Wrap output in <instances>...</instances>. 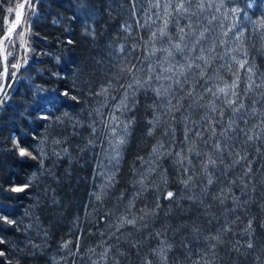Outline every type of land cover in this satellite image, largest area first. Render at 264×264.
I'll return each mask as SVG.
<instances>
[{
	"label": "trees",
	"instance_id": "16d2710c",
	"mask_svg": "<svg viewBox=\"0 0 264 264\" xmlns=\"http://www.w3.org/2000/svg\"><path fill=\"white\" fill-rule=\"evenodd\" d=\"M20 2L6 0L0 16L14 19L7 9ZM156 2L39 0L34 15L27 10L24 30L16 32H24L23 40L15 34L12 44L5 42V52H12L9 77L18 56L27 63L21 59L9 99L0 106V213L15 221H0V264H264V0H204L202 11L199 0L192 4L186 15L195 13V35L186 29L188 48L175 60H195L203 48L209 63L195 60L201 67H193L188 84L175 91L179 98L194 86V95L171 113L150 87L134 84L146 80L149 63L164 56L148 58L151 34L157 32V48L169 46L158 29L170 0H159V9ZM179 2L171 0L173 6ZM231 8L240 12L233 15ZM169 19L175 43L180 34L174 11ZM188 23L179 17L181 27ZM200 32L204 38L190 52ZM238 61H245L243 68ZM133 64L137 70L129 73ZM237 78V104L244 108L233 114L220 94L217 111L210 112L215 97L205 89L216 91ZM38 87L47 90L45 96L56 94L54 101L41 100ZM64 90L78 99L59 95ZM206 115L221 121L214 137ZM231 120L233 128L221 136ZM197 126L203 139L188 133L186 141L185 133ZM14 137L37 158L20 157ZM216 141L223 148L218 155ZM160 144L164 148L154 153ZM191 145L201 155L190 153ZM208 154L216 165L205 173ZM188 177L185 187L181 181ZM30 178L24 192L10 191ZM124 217L135 224L121 227Z\"/></svg>",
	"mask_w": 264,
	"mask_h": 264
},
{
	"label": "snow or ice",
	"instance_id": "6c2138e0",
	"mask_svg": "<svg viewBox=\"0 0 264 264\" xmlns=\"http://www.w3.org/2000/svg\"><path fill=\"white\" fill-rule=\"evenodd\" d=\"M6 0H0V7H2L3 3H5ZM39 0H23V2L21 3H17L15 5V9L12 7H9L7 9V11L9 13H13L15 14V18L12 20H8L2 16H0V45H3L5 41H7L9 44H12V35L13 33H16V29L18 26H20L22 24V20H23V10L27 8L28 10V15H34L35 14V6L36 3H38ZM193 3H197V0H180L179 3H176L174 6L171 3V0L169 3L164 5V16L166 17L163 20V26L161 28L158 29V33H159V38L161 40H163V38L167 37L168 40V47H161V48H157L155 46L156 43V39H157V32H153L151 34V37L149 38V41H147V45H151V51L148 53V58L151 57H157V53H163L164 56L162 59L158 58L157 59V63L155 65L149 63L148 65V70H147V79L141 81L140 79H135L134 80V84L138 87H144L145 85H147L148 87H150L152 89V91H154L156 97L160 100V102L163 104L166 101V112L167 113H171L172 111H180V108L183 107L181 101H183L184 99H187L189 97H192L194 95L195 92V87L194 86H190L188 88V90L184 91V95L180 96L179 98H177L175 96V91L176 89H180L183 90L184 86L186 84H188V75L187 73H191L193 67L195 68H200V64L196 63L195 60H201L204 61L205 65H208L209 61L207 60V58L205 57V55L203 54L204 50L203 48L200 49L201 54L199 56H197L195 58V60L189 59L187 56L184 57V63H180L179 61L175 60V53L179 52V53H184L185 49L188 48V45L186 43H184L185 40V32L186 29L188 30V34L191 35H195L194 29H193V24L191 22V15H195V13H191V15H186L190 13V9ZM187 4V6H186ZM205 3L204 0H199V2L197 3V7L202 11L205 8ZM250 6V5H249ZM81 7H85V5L82 3ZM153 7L159 9L160 8V4H159V0H157V2L153 5ZM207 7H213V5L211 3H209L207 5ZM221 7H223V4H221ZM170 9H172V11H170ZM217 11H220V8L216 9ZM173 11L176 14V19H175V24L176 27L178 28V32H179V40L175 43L172 42V37L169 35L168 33V28H169V24L172 23L173 21L171 19H169L170 17H172L173 15ZM233 15H235L236 13L240 12V9L238 8H231L229 10ZM184 16L186 19L189 20V23L184 26L181 27L179 25V17ZM159 18V16H158ZM213 20L216 19L215 16H213L212 18ZM7 23L8 24V28L7 31L5 32L3 29V24ZM261 27H264V25H261ZM127 30V29H125ZM229 31H231V29H229ZM227 32L224 33L225 36H227ZM17 37L20 38L21 40H23V36H24V32L21 31L19 33H16ZM204 38V32H200L199 33V38L195 40V42L192 44V47L189 49V51H196V46L200 44L201 40ZM237 39H239V36H237ZM68 43L71 44L72 40H68ZM135 48V46H133ZM27 50V49H26ZM119 50L121 52L124 51V45H120ZM5 50L0 47V52H4ZM210 51H214V49H211ZM12 55V52H7L5 55H3V69L2 71H0V106H3L5 103H7L8 99H9V89H11L12 87V83L15 82L16 80V76H17V71L19 70V68L22 66L21 64V59H23V63L26 64L27 63V59L25 58H18L16 59V61L14 63L11 64V68L13 69V71L11 72V76L9 77V65H8V56ZM233 60L236 59L235 56L232 57ZM240 68L244 67L245 61H238ZM157 68H159V71H157ZM129 73H132L134 70L136 69V65H132L131 68L127 69ZM249 71H251V69H249ZM54 75H56L54 73ZM199 75L201 77H203L205 75L204 71H201L199 73ZM153 81H157L159 83L157 84H153ZM167 82V83H165ZM254 83V82H253ZM238 84V78L236 81L233 82L232 85L230 86H226L223 88H217L216 91H213L211 88H207L205 89L206 92H209L212 94L213 97H215V100L209 101V110L212 113H215L217 111V107H216V100L220 99V94H223V96L225 97L224 99V103L226 104V106L231 109L232 113H238L241 109L244 108L243 103H239L237 104V100H238V95L237 92L234 90L236 88ZM129 88L133 87V85H128ZM256 87H260V85H256ZM252 85H249V90H251ZM47 90L38 87L36 89V94L39 96V98L41 100H43L46 103H50L53 102L55 99V95L53 94V96L48 97L43 95V93H45ZM108 89L104 88L103 92H107ZM99 94V93H98ZM59 95H62L64 97H70L71 100L76 101L78 98L75 95H71L70 96V92L68 90H64L61 93H59ZM128 96L127 91H125L124 94V99L126 100ZM171 97V98H170ZM173 99H177V104L173 105L172 100ZM199 99H203V95L199 96ZM122 104H124V101L121 102ZM124 107H127L126 104H124ZM117 110H119V106L117 108ZM219 115L221 118H223L224 116V111L221 110L219 112ZM42 119H47V116H42ZM113 121L115 122V120L117 119L115 117V115H113L112 117ZM158 119V118H157ZM188 118L185 117V120H187ZM202 119L208 121L209 127L211 129L212 132V136L214 137L216 135V128L215 125L216 123H221V121H215L213 119L212 116L210 115H206L205 117H203ZM151 123V122H150ZM235 121L231 120L226 129H222L220 132L221 136H226L227 135V131L229 129L233 128ZM113 135H116V131L115 128H113ZM188 133H191L192 136L203 139L201 132L199 131V127L197 126L195 131H193V129H188V132L185 133V140L187 141L189 139V135ZM149 134L151 135L152 132L150 130ZM253 137L252 136H248V140H252ZM14 140V149L18 152V155L20 157H30L31 159H36V155L33 154L32 151H29V146L28 145H24L21 143V141L19 139H16L15 137L13 138ZM57 143H59L57 141ZM117 143L119 145H122L124 143V139L123 137H120L117 141ZM214 150H215V154L218 155L223 151V148L220 144L219 141H216L213 145ZM226 147V144L225 146ZM164 145L160 144L159 148H154L153 152L156 153L158 152L160 149H163ZM188 151L190 153H195L196 155H201L199 152L195 151V146L191 145L188 148ZM178 157H180V163L184 162V155L182 153H177L176 154ZM221 162H222V158H221ZM188 163L191 164V159H188ZM216 165V159L214 158V155L212 154H208L206 156L205 161L203 162L202 165V171H204L205 173H208L209 167H215ZM112 177H109V180H111ZM191 180V177H188V179L182 180L181 182L185 185V187L188 186L189 181ZM32 183V179H28L22 182L21 185L18 186H13L11 187L10 191L14 192V193H22L24 192ZM142 183V181H141ZM208 183L211 184L212 180L211 178H209ZM174 195L173 192L169 191L167 193V198H172ZM97 199H99V197H97ZM141 219H143V217H141ZM0 221H3L6 224H14L15 221L12 219H9V216L7 214H3L0 213ZM127 223V224H135V218L133 219H128L127 217H124L121 222H120V226L123 227V225ZM250 227V225H249ZM119 230V229H117ZM4 240L0 239V244H3ZM65 247H67V245L65 244ZM249 248L252 247V244L249 243L248 245ZM5 256V252L3 250H0V257ZM107 256V250H105V253L102 254V258H106ZM146 264H151V261H146Z\"/></svg>",
	"mask_w": 264,
	"mask_h": 264
},
{
	"label": "water",
	"instance_id": "95a60500",
	"mask_svg": "<svg viewBox=\"0 0 264 264\" xmlns=\"http://www.w3.org/2000/svg\"><path fill=\"white\" fill-rule=\"evenodd\" d=\"M21 2H23V0H21ZM21 2H20V3H21ZM25 11H26V9L23 10L24 15H23L22 24H23V21L25 20V14H26ZM22 24H21V25H22ZM21 25H20V26H21ZM20 26H18L17 29H18ZM17 29H16V31H17ZM6 31H7V30H5V32H6ZM14 34H15V33H13L12 37L14 36ZM0 47L3 48V45H0ZM3 55H5V53H4V52H0V59H1V62H2V69H3Z\"/></svg>",
	"mask_w": 264,
	"mask_h": 264
},
{
	"label": "rangeland",
	"instance_id": "374dc122",
	"mask_svg": "<svg viewBox=\"0 0 264 264\" xmlns=\"http://www.w3.org/2000/svg\"><path fill=\"white\" fill-rule=\"evenodd\" d=\"M26 11H27V8H26ZM25 11V12H26ZM26 17H27V14H25V20L23 21V24L19 27V28H22V30H24V27H25V22H26ZM7 28H8V24H7ZM7 30V29H6ZM18 30V29H17ZM17 32V31H16ZM6 42V41H5ZM4 42V44H5ZM4 44H3V49H4ZM5 50V49H4ZM21 51V50H20ZM4 53L6 54V52L4 51ZM20 55V54H19ZM19 58V56H18ZM1 60V59H0ZM1 65H2V62H1Z\"/></svg>",
	"mask_w": 264,
	"mask_h": 264
},
{
	"label": "bare ground",
	"instance_id": "6f19581e",
	"mask_svg": "<svg viewBox=\"0 0 264 264\" xmlns=\"http://www.w3.org/2000/svg\"><path fill=\"white\" fill-rule=\"evenodd\" d=\"M15 34H16V33H15ZM15 34H14V36H15ZM14 36H13V37H14ZM13 37H12V38H13Z\"/></svg>",
	"mask_w": 264,
	"mask_h": 264
}]
</instances>
